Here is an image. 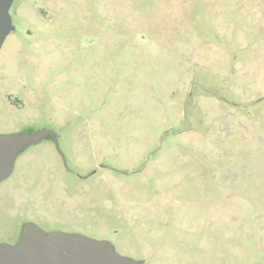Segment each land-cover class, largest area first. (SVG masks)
<instances>
[{"label":"rangeland","instance_id":"1","mask_svg":"<svg viewBox=\"0 0 264 264\" xmlns=\"http://www.w3.org/2000/svg\"><path fill=\"white\" fill-rule=\"evenodd\" d=\"M9 12L0 134L52 127L79 163L119 168L66 177L90 192L94 237L154 264H264V0H13ZM54 152L29 146L0 181V241L20 231L21 182L54 183L40 169ZM117 200L144 208L121 215Z\"/></svg>","mask_w":264,"mask_h":264},{"label":"flooded vegetation","instance_id":"2","mask_svg":"<svg viewBox=\"0 0 264 264\" xmlns=\"http://www.w3.org/2000/svg\"><path fill=\"white\" fill-rule=\"evenodd\" d=\"M41 129L47 130L46 135H44L39 142L29 144L21 151L31 145H38L42 143L48 144L54 149L55 158L51 161V163H48L46 159H42L40 169L48 172L49 174L55 172L57 173V176H55L53 184H48V175H43L42 173L37 176H29L28 179L21 182L18 189L20 190L19 202L21 213L23 214V221L16 239L13 242H4L14 244L17 241L24 225L29 222L37 224L47 232L62 231L66 233H79L95 239L109 240L105 237H94L92 233H90L89 226L92 223V215L94 212L91 204L90 192H87L84 189H76L66 177L74 170H82L85 172L87 171V173L81 175L80 177L83 180H86L90 176L96 174L99 169L112 171L119 170V168H115V164L104 162L103 159H99L98 161L93 160L89 164L87 163L88 167H85L87 164L83 163V165L77 161L78 152L74 151L76 143L72 139L69 138L68 142L64 144L60 141L61 138L56 129L47 126ZM15 188L16 187L12 189V194L15 193ZM12 197L13 200L16 198L15 195H12ZM118 202L119 201L117 200L115 208L117 213H121V215L129 208L132 212L135 210L140 211L144 208V206L132 204L130 201ZM148 207L149 206H147V208ZM160 234L163 235L162 239L164 241L172 240V237L170 235L167 236L165 232ZM132 258L141 260V264H154L152 263V257L148 254H144L138 258Z\"/></svg>","mask_w":264,"mask_h":264},{"label":"water","instance_id":"3","mask_svg":"<svg viewBox=\"0 0 264 264\" xmlns=\"http://www.w3.org/2000/svg\"><path fill=\"white\" fill-rule=\"evenodd\" d=\"M13 0H0V48L14 29L9 12ZM36 132L0 134V181L7 178L19 152L46 135ZM0 264H141V260L120 254L106 239L79 233L45 231L29 222L14 244L0 242Z\"/></svg>","mask_w":264,"mask_h":264}]
</instances>
